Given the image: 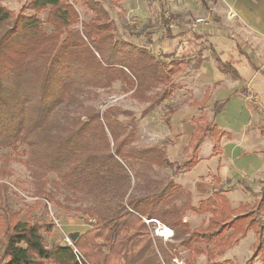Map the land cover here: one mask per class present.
Returning <instances> with one entry per match:
<instances>
[{"label":"trees","instance_id":"obj_1","mask_svg":"<svg viewBox=\"0 0 264 264\" xmlns=\"http://www.w3.org/2000/svg\"><path fill=\"white\" fill-rule=\"evenodd\" d=\"M77 2L92 13L90 21L80 20ZM160 7L163 33L159 41L179 38V45L173 50L160 48L154 56L147 48L154 44L152 38L143 47L116 38L114 23L99 0H24L18 13L0 6V150L7 151L1 156L0 175L8 176L6 169L11 162L23 161L21 156L30 151L28 165L41 187L37 197L53 203L54 194L46 188L51 184L55 188L77 187L78 193L95 203L79 209L91 227L74 239L77 253L68 244L49 245L46 235L52 225L30 224L13 210L2 209L0 264H171L181 251L188 254L185 264H197L203 256L207 264H230L220 257L250 233L255 242L245 264L257 260L264 264V182L254 203L237 207L232 206L219 176L212 179V195L197 206L190 200L181 206L175 204L181 187L173 180L152 193L133 194L135 187L122 162L170 168L177 177L196 167L198 151L208 138L219 143L230 137L205 115L192 119L196 128L188 158L180 164L172 163L162 149L125 150L127 139L118 140L111 108L102 114L90 112L86 121L78 118L65 135L43 132L54 109L73 95L77 83L80 89V77L101 88L122 80L132 95L148 101L152 99L146 95L148 91L172 82L181 65L195 53L187 50L188 33L180 27L174 33L164 6ZM43 12L48 13L50 32L44 30L39 17ZM192 38L199 54L212 46L204 47L207 41L195 32L190 33ZM217 64L226 74L233 69L231 62L219 58ZM169 97L171 91L165 92L163 99ZM209 100L207 94L196 106H206ZM228 101L229 97L218 105L216 114ZM106 127L114 138L113 146ZM22 147L26 150L21 151ZM65 167L68 171L62 173ZM52 171L57 178H47ZM124 179L128 182L125 187ZM187 212L211 217L192 229L185 220ZM143 218L158 220L174 230L177 244L153 238Z\"/></svg>","mask_w":264,"mask_h":264},{"label":"rangeland","instance_id":"obj_2","mask_svg":"<svg viewBox=\"0 0 264 264\" xmlns=\"http://www.w3.org/2000/svg\"><path fill=\"white\" fill-rule=\"evenodd\" d=\"M99 1L103 4L110 19L114 23L115 36L118 40H125L143 47L145 46L146 40L152 38L154 45L148 46L147 48L151 50L154 56L159 55L158 47H163L164 43L159 42L163 28L160 20L158 0ZM23 2L24 0H0V6L18 13L22 8ZM182 4H184L182 6H185L183 10H175L172 8L173 5L170 7L167 4L165 5V9L169 14L164 11V15L168 16V20L172 24H175L172 27L174 33L178 31L177 27L185 30L188 34L191 32L199 34L202 32L206 33L209 29L219 31L223 28L218 16L212 14L211 11H207L206 9L197 11V9L187 7L186 4L189 3ZM75 8L79 12L81 21L88 22L93 18L92 13L85 9L81 2H77ZM47 12L41 13L39 17L44 22V30L50 32L51 26L47 22ZM29 13L32 12L28 11ZM169 16L173 18H169ZM198 18H203L204 23L197 24V27H193ZM75 27L77 28L78 26ZM189 45V49L195 53L194 58L189 59V61L181 65L180 73L173 77L171 83L157 85L156 88L152 89L153 91H148L146 95L152 96L150 101L137 99L135 95H132L129 87L122 80L115 81L111 87L101 88L88 84L86 78L80 77V89L78 90L77 83V90L73 95L54 109L43 132L52 135H65L69 132L70 128L76 125L78 118L86 121L87 115L90 112L98 110L102 114L111 108L113 109V125H115L118 140L127 139L125 150L131 147L158 148L165 152L166 157L172 163H182L188 158L187 141L196 128L191 119L203 114L211 120L215 109L214 101L217 100L216 98L218 96V90L214 87L212 88L209 104L203 107L196 106L204 97L206 90L205 87H198L196 85L201 76L202 69L200 67L208 66L209 63L202 64L198 62V58L200 57H195L199 54L197 53L198 48L194 47L196 44L190 43ZM203 46L208 47L209 45L206 43ZM206 54L211 55L209 62L214 59L209 51H206ZM260 61H263L261 66L264 68V52L261 55V59L255 57L256 63ZM249 64L245 58L241 63V67H244L242 69H244L246 76L250 75V73L248 74L249 70L252 71ZM238 67L240 68V66ZM169 91H171V97L164 100L163 96L165 92ZM257 97L253 92L249 93L248 98L246 97V103L250 108L254 109L256 106L262 107L260 103H264V94L262 96L260 95L261 102L257 101ZM262 128H264L263 125ZM250 129H253V127ZM106 132L111 146H113L114 138L107 127ZM253 137L251 141L252 145L264 147V139H261L258 135H254ZM202 148V154H205L206 149L213 148L211 139H208ZM20 150H26V147H22ZM6 152L0 150V171L2 170L1 156ZM29 156L30 151L26 155L21 156L23 161L16 160L11 162L6 169L8 176L0 175V214L5 209L13 210L18 214V218L24 222L52 225L51 232L46 235L49 245L69 244L67 240L71 237V234H83L91 227L90 220L82 215L79 209L92 207L95 203L87 196L78 193L77 187L69 188L61 186L60 188H55L51 184L46 188L48 192L51 191L54 194L55 201L53 203L37 197V192L41 187L38 188L36 177L28 165ZM122 164L129 173L132 188L135 187L133 194L139 196L152 193L156 188L161 189L169 181L173 180L181 187L180 192L175 198V204L181 206L187 200H190L194 204L191 186L182 181L179 176L173 177L170 168L148 167L135 162H127V164L122 162ZM67 168L65 167L62 173L68 171ZM47 178H57V173L54 171L49 172ZM260 181L261 183L264 181V173L260 176H249L245 173H239L233 187H224L227 193L231 191V188H236L237 190V192H232V195L228 197L234 203L233 206L237 207L241 203H254L255 199L260 196ZM127 184V180L124 179L122 185L125 187ZM247 186H253L257 190H260L257 192H248L246 190ZM132 188L129 194L132 192ZM240 190L245 193H238ZM188 214L196 216L192 212H187V217ZM187 217H185V220ZM146 219L149 220L148 218ZM190 220L191 218H189L188 222ZM189 224L192 229L195 228V225L192 223ZM147 226L151 232V236L157 238L154 233L155 226L153 224ZM2 238L3 236H0V239ZM174 238L170 240L161 239L164 243L177 244L178 241L176 239L174 240ZM254 242L255 235L250 233L237 246L220 257V261L230 260V264H245L252 254L251 247ZM2 253L3 245L0 242V256ZM187 257V252L181 251L179 256L171 264H185ZM197 264H207L206 257L199 258ZM255 264H263V262L262 260H257Z\"/></svg>","mask_w":264,"mask_h":264},{"label":"crops","instance_id":"obj_3","mask_svg":"<svg viewBox=\"0 0 264 264\" xmlns=\"http://www.w3.org/2000/svg\"><path fill=\"white\" fill-rule=\"evenodd\" d=\"M158 3L159 6H164V11H166V4L168 7L173 5L172 8L175 10H183L185 7L182 6L184 4H180L176 0H158ZM186 6L197 9V11L202 9L211 11L212 14L218 16L220 24L223 26L222 31H220L221 29L219 31L209 29L206 33H196L202 41H208V45H212L207 48L208 50L204 49L201 54L195 56L196 58L200 57L198 62L209 63L208 66L200 67L202 69L201 76L196 85L206 88L204 97L200 102L204 100L207 94L210 95V102L212 88L216 87L218 91L216 89L215 91L219 97L217 96V100L214 101L213 118L211 120L207 116L206 118L209 121H214L222 131L230 135V137H223L219 143L215 139L208 138L213 142V148L206 149L205 154H202L203 144L198 151L199 162L196 167L190 172L178 175L182 181L191 186L194 200V204H192L197 206L199 201L212 195L214 176L221 178L223 187H233L239 173H245L249 176H260L264 173V147L252 145L251 142L254 135L264 139V128H262V125L264 126V103L261 102L260 97L264 94V68L261 66L263 61L255 62V57L261 59L264 52V0H197L195 3L186 4ZM229 10L235 12V19H228ZM188 38L187 50L193 40V38L190 39V34H188ZM178 40L179 38L159 41L164 45L158 47V50L160 48L173 50L179 45ZM206 51H209L214 58L210 62L211 55H207ZM243 57L250 63L252 69V71L247 70L248 74L250 73L249 76L244 74L243 66L241 67ZM217 58L223 62H231L233 69L228 74L222 72L217 64ZM244 91H246L245 94ZM251 92L258 96L257 101L261 102L262 107L256 106L253 109L248 106L246 97L248 98ZM228 97L229 101L223 111L216 114L218 105ZM251 127L253 129H250ZM191 137L192 135L187 141V147ZM263 182H259L260 187H262ZM247 187L252 190L251 192H257L261 189L260 187L258 190L253 186ZM232 192H237L236 188H231V191L226 193L227 196H231ZM238 193L244 194L245 192L240 190ZM231 204L233 206L234 203L231 202ZM210 217V214H196V216L188 214L186 221L188 222L191 218L188 223H192L196 228L207 222Z\"/></svg>","mask_w":264,"mask_h":264},{"label":"built area","instance_id":"obj_4","mask_svg":"<svg viewBox=\"0 0 264 264\" xmlns=\"http://www.w3.org/2000/svg\"><path fill=\"white\" fill-rule=\"evenodd\" d=\"M177 2H179L180 4L182 3H195L197 0H176ZM227 17L229 20H233L236 18V14L233 10H229L228 11V14H227ZM204 23V19L203 18H198L196 20V24H194L193 27H197V24H203ZM175 24H172L171 22V27H173ZM176 27V26H175ZM143 220L145 221V223L147 225H154L155 226V229H154V233L157 237L159 238H162V239H165V240H170L174 237V231L173 230H170V229H167L166 226L161 223L160 221L158 220H154V219H149L147 220L146 218H143ZM68 241V245L73 247L75 252L77 253V249L75 248L74 246V241L72 240L71 237H69V239L67 240Z\"/></svg>","mask_w":264,"mask_h":264},{"label":"water","instance_id":"obj_5","mask_svg":"<svg viewBox=\"0 0 264 264\" xmlns=\"http://www.w3.org/2000/svg\"><path fill=\"white\" fill-rule=\"evenodd\" d=\"M78 233H75V234H71V238L72 240L74 241V239L77 237Z\"/></svg>","mask_w":264,"mask_h":264},{"label":"bare ground","instance_id":"obj_6","mask_svg":"<svg viewBox=\"0 0 264 264\" xmlns=\"http://www.w3.org/2000/svg\"><path fill=\"white\" fill-rule=\"evenodd\" d=\"M167 228V227H166ZM167 229H169V228H167Z\"/></svg>","mask_w":264,"mask_h":264}]
</instances>
